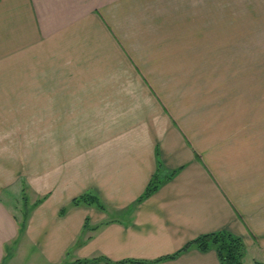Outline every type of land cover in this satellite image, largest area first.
I'll return each instance as SVG.
<instances>
[{"label": "crops", "instance_id": "obj_1", "mask_svg": "<svg viewBox=\"0 0 264 264\" xmlns=\"http://www.w3.org/2000/svg\"><path fill=\"white\" fill-rule=\"evenodd\" d=\"M187 70L234 82L225 125L186 110ZM261 71L264 0H0V264H221L156 261L223 231L264 263Z\"/></svg>", "mask_w": 264, "mask_h": 264}, {"label": "trees", "instance_id": "obj_2", "mask_svg": "<svg viewBox=\"0 0 264 264\" xmlns=\"http://www.w3.org/2000/svg\"><path fill=\"white\" fill-rule=\"evenodd\" d=\"M162 165L159 164V168L158 171L161 169ZM159 172H157L150 184L148 185L145 193L139 198V200L137 201L136 205H139L141 203H143L144 201H146L147 199H149L150 197H152L162 186L164 180H161L159 178ZM176 174V172H174L173 174H171V177L174 176ZM26 189H24V214H23V221L20 223V229L22 231H24L27 228L28 225V221H29V215L31 213L28 212V199L26 197ZM45 199H40L35 205L33 206H38L40 205ZM98 206L101 210H106L104 204L100 201V199L91 194H85L82 195L79 198L74 199V201L72 202V206ZM192 248H196L201 252H209L211 250L216 251L221 264H248L247 263V248L245 246V243L243 241L242 238L230 233V232H218V233H214V234H210V235H205L202 236L200 238H198L196 241H194L193 243H191L187 248H185L183 251L170 256V257H166V258H162L158 261H156V263H160L162 261H166V260H173L175 258H177V256H179L182 252L188 251L189 249ZM96 262H105L107 264H114L110 261H107L105 259H98V260H86V261H76L73 264H92V263H96ZM129 262H124V263H119V264H127ZM133 264H140V262H130ZM142 264V263H141ZM145 264H152V263H145ZM255 264H264L263 262H255Z\"/></svg>", "mask_w": 264, "mask_h": 264}, {"label": "rangeland", "instance_id": "obj_3", "mask_svg": "<svg viewBox=\"0 0 264 264\" xmlns=\"http://www.w3.org/2000/svg\"><path fill=\"white\" fill-rule=\"evenodd\" d=\"M212 73L214 72L211 70H187L186 76L181 73V77L185 76L189 84L172 88L179 89L180 99L188 106L185 107L187 111H190V109L191 111H201L204 125H210L213 117L216 124L222 122L225 125L227 96L230 92L233 95L236 92V88L233 81L228 86L225 78H220L218 84H213ZM232 104L236 105V102Z\"/></svg>", "mask_w": 264, "mask_h": 264}]
</instances>
